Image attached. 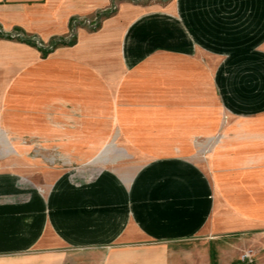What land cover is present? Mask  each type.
Listing matches in <instances>:
<instances>
[{
    "label": "crops",
    "instance_id": "0c3cea01",
    "mask_svg": "<svg viewBox=\"0 0 264 264\" xmlns=\"http://www.w3.org/2000/svg\"><path fill=\"white\" fill-rule=\"evenodd\" d=\"M0 97L73 161L0 159V264H264V0H0Z\"/></svg>",
    "mask_w": 264,
    "mask_h": 264
},
{
    "label": "rangeland",
    "instance_id": "374dc122",
    "mask_svg": "<svg viewBox=\"0 0 264 264\" xmlns=\"http://www.w3.org/2000/svg\"><path fill=\"white\" fill-rule=\"evenodd\" d=\"M2 102L3 100L0 97V104H5ZM6 103H8V101ZM5 110H8V108L0 107V134H4V136H0V159L4 160V157L7 153L17 150L18 152L23 151V157H18V162L20 161V165L22 166L25 165L26 159L41 161L48 165L53 164L54 161L57 165H62L65 161L67 162L68 160H70L69 157H63L64 154L60 152V147L56 142L53 143L52 141H47L48 136H33L27 134L14 136L10 134L8 125L4 123V121L8 120V118H4L3 116ZM108 143H111V141L107 142V144ZM191 143L199 154L207 156L208 153L206 151L209 148L207 140H204L202 136H194L191 140ZM6 159L8 160V157Z\"/></svg>",
    "mask_w": 264,
    "mask_h": 264
},
{
    "label": "built area",
    "instance_id": "2783aa9c",
    "mask_svg": "<svg viewBox=\"0 0 264 264\" xmlns=\"http://www.w3.org/2000/svg\"><path fill=\"white\" fill-rule=\"evenodd\" d=\"M86 23H88V24H91V22H86ZM7 36V35H6ZM9 38H18V37H21V38H23V36H18V35H12V36H8ZM74 37H75V34H74V32L73 33H71L70 34V36H68L67 38H64V39H62V40H59V42L60 43H67V44H69V43H71L72 41H73V39H74ZM25 39V38H24ZM28 41H30V40H28ZM41 47H44V48H46V49H48V50H52L53 48H54V46H41ZM254 253L252 252V251H248V252H245L243 255H242V261H251L252 260V258L254 257Z\"/></svg>",
    "mask_w": 264,
    "mask_h": 264
}]
</instances>
